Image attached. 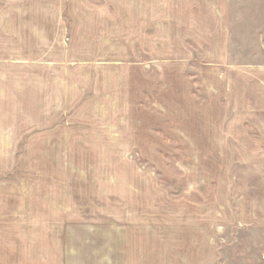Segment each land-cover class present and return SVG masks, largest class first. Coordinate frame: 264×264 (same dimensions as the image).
Wrapping results in <instances>:
<instances>
[{
    "label": "rangeland",
    "instance_id": "obj_1",
    "mask_svg": "<svg viewBox=\"0 0 264 264\" xmlns=\"http://www.w3.org/2000/svg\"><path fill=\"white\" fill-rule=\"evenodd\" d=\"M10 180L19 264H264V0H0Z\"/></svg>",
    "mask_w": 264,
    "mask_h": 264
},
{
    "label": "crops",
    "instance_id": "obj_2",
    "mask_svg": "<svg viewBox=\"0 0 264 264\" xmlns=\"http://www.w3.org/2000/svg\"><path fill=\"white\" fill-rule=\"evenodd\" d=\"M61 131V129H58V130H54L52 132H43L40 134V136H38L37 134L34 135L30 141H40L41 140V137H46L52 133H59ZM32 145V143H30L28 147H30ZM26 160V155L25 153H23L21 156L18 157L17 161L18 164H19V167H21L22 169L26 170V169H29L26 167V163L24 162ZM14 166H12L11 163H8V167L6 170H11ZM33 169H35V167H33ZM15 184V182L13 180H10V181H7V182H4L1 187H0V192L3 190V192L1 193L2 196H4L6 190H9L11 185ZM9 185V186H8ZM9 195H10V191H9ZM13 195V192L12 194ZM16 195V194H15ZM15 195H14V198H15ZM18 197V196H17ZM17 199V198H15ZM25 205V204H24ZM20 202L17 203V202H5V203H2L0 202V264H19V224L21 222L20 220ZM62 208V209H61ZM60 209L63 211V210H66V206L63 205V207L61 206ZM26 218L29 219L30 222L32 221H46L47 220V223L51 229L52 227H65L64 230H62L61 228V231H59L60 233L58 234H54V235H51V231H50V228H49V233L47 236H49V242L52 241V242H57V243H60V246H61V249L58 250V253L61 255H67L68 252H69V248H68V243L70 241H73L75 239H77V234H68L67 233V226H68V222H66L67 218H64L62 220L60 219H54L52 220V216H48V217H42V218H37L36 216H27ZM73 226H76L75 224ZM99 237V236H98ZM163 237V236H162ZM198 240V239H197ZM208 240V239H207ZM6 242V244H12L11 248H15V251H16V254L14 256V251L13 250H5L3 248V243ZM92 243H94V241H90ZM99 243H105L103 241H98ZM202 241L199 242V246H195L194 242L191 241L188 245V249H187V246H185L184 248H182L183 250H186L184 255L179 257V253L180 251H176V254L175 256L174 255H169L167 258H166V261H162V264H178V261H180L182 264H193V263H190V260L193 258L195 259V264H203L204 262V248L201 244ZM49 248H50V245H49ZM8 249V247L6 248ZM174 250H176V248H173ZM182 249H179V250H182ZM172 250V248H171ZM109 251V250H108ZM35 252V251H33ZM32 252V253H33ZM41 253V252H40ZM57 255V254H56ZM31 256V255H29ZM48 256H53L52 253H49ZM47 256H43V258H46ZM39 259V257H37V255L34 257V259ZM48 258V257H47ZM105 258V257H102V259ZM196 260L198 261V263L196 262ZM105 263V262H103ZM108 264H110L108 261H107ZM102 264V263H100ZM144 264V263H143Z\"/></svg>",
    "mask_w": 264,
    "mask_h": 264
}]
</instances>
